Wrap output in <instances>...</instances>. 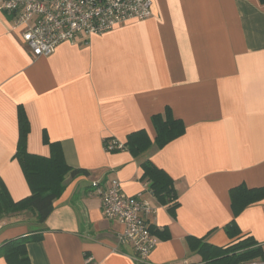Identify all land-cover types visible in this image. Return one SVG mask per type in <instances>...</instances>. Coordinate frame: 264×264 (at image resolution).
<instances>
[{
  "label": "crops",
  "instance_id": "crops-1",
  "mask_svg": "<svg viewBox=\"0 0 264 264\" xmlns=\"http://www.w3.org/2000/svg\"><path fill=\"white\" fill-rule=\"evenodd\" d=\"M3 1L0 180L15 202L32 195L15 157L20 109L30 125L29 154L49 158L58 144L65 164L89 175L65 177L44 222L30 210L1 218L0 264H138L119 240L123 226L103 213L111 180L154 209L147 222L159 243L146 264H205L188 238L228 247L252 237L264 254V200L235 216L231 199L236 187H264L263 2L154 0L146 20L35 57ZM167 108L186 130L158 150L152 117ZM143 130L153 146L140 157L107 151V140L125 145ZM146 161L173 179L174 215V204L162 205L142 180ZM234 220L240 232L230 237L225 228ZM25 237L34 240L16 256L7 244Z\"/></svg>",
  "mask_w": 264,
  "mask_h": 264
},
{
  "label": "trees",
  "instance_id": "trees-1",
  "mask_svg": "<svg viewBox=\"0 0 264 264\" xmlns=\"http://www.w3.org/2000/svg\"><path fill=\"white\" fill-rule=\"evenodd\" d=\"M264 3V0H260ZM152 124L156 131L154 145L158 150L163 149L172 141L185 134V124L173 117L172 111L167 108L163 114L152 117ZM20 138L16 158L20 161L27 181L31 187L32 195L18 202L13 201L8 194L3 181L0 180V219L9 214H17L25 211H34L40 222L47 220L53 211L55 200L64 189L65 177L70 175L78 177L88 176L85 170L71 169L64 161L63 153L58 144H51V156L49 158L31 155L27 152V137L30 131L29 121L22 109L19 110ZM111 141L107 140V147ZM153 143L146 131H138L128 136L123 150H128L134 158L145 154ZM121 150H113L116 153ZM144 175L142 180L149 184V190L155 195L162 205H169V211L174 215L178 205L173 179L164 171L158 169L151 161L142 164ZM232 207L235 216H238L248 206L264 200V187L249 189L239 186L231 190ZM226 232L230 237L239 235V227L236 221L226 226ZM159 235L160 233L157 232ZM165 233L159 236L164 237ZM166 235V234H165ZM36 239V238H35ZM34 238L25 237L7 244L14 247V254L20 256L25 249V244ZM189 249L199 255L205 264H248L258 259L263 260L262 246L254 238L239 239L228 247H217L208 244L204 238H188ZM24 261L27 258H23Z\"/></svg>",
  "mask_w": 264,
  "mask_h": 264
},
{
  "label": "built area",
  "instance_id": "built-area-1",
  "mask_svg": "<svg viewBox=\"0 0 264 264\" xmlns=\"http://www.w3.org/2000/svg\"><path fill=\"white\" fill-rule=\"evenodd\" d=\"M153 5L154 0H4L2 10L16 16L14 29L21 30L33 55L47 57L63 43L79 38L87 43L90 36L122 23L146 20L153 15ZM106 149L124 148L111 141ZM102 209L107 220L123 226L119 240L133 247L135 262L146 264L159 243L147 222L152 206L140 195L128 196L118 180H111L102 195Z\"/></svg>",
  "mask_w": 264,
  "mask_h": 264
},
{
  "label": "rangeland",
  "instance_id": "rangeland-1",
  "mask_svg": "<svg viewBox=\"0 0 264 264\" xmlns=\"http://www.w3.org/2000/svg\"><path fill=\"white\" fill-rule=\"evenodd\" d=\"M3 3H4V1H3ZM2 6H3V4H2Z\"/></svg>",
  "mask_w": 264,
  "mask_h": 264
}]
</instances>
